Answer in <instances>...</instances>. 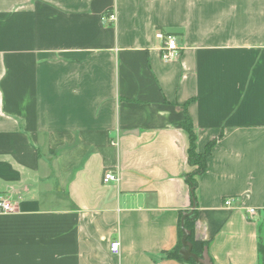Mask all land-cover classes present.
<instances>
[{
    "label": "crops",
    "instance_id": "0c3cea01",
    "mask_svg": "<svg viewBox=\"0 0 264 264\" xmlns=\"http://www.w3.org/2000/svg\"><path fill=\"white\" fill-rule=\"evenodd\" d=\"M186 115L217 141L195 206ZM0 197V264H190L194 212L212 264H259L264 0H0Z\"/></svg>",
    "mask_w": 264,
    "mask_h": 264
},
{
    "label": "trees",
    "instance_id": "16d2710c",
    "mask_svg": "<svg viewBox=\"0 0 264 264\" xmlns=\"http://www.w3.org/2000/svg\"><path fill=\"white\" fill-rule=\"evenodd\" d=\"M181 127L188 133L189 140H190V147L188 150V161L191 167H195L196 170L187 178V182L191 189V197L193 200V206L196 205V188H197V181L195 180L196 177L202 176L208 166V159L212 154L213 148L216 146L217 141L214 140L210 142L204 153H199L197 151V136L194 132L193 122L190 116L186 115L184 121L181 123ZM181 220L183 223L179 227L178 233V244L177 246L170 252L166 254L168 259H174L177 261L183 262V258L180 256V251L182 249V239L184 236V232L182 230V225L184 230L189 233L187 241L192 245L193 253L198 256L202 257L204 253V248L206 246L205 243L198 242L195 240L194 233H195V225H196V214L195 212L190 216L181 215ZM258 254H259V264H264V244L262 240V236L259 235L258 240ZM190 264H198L196 261L191 260L189 261Z\"/></svg>",
    "mask_w": 264,
    "mask_h": 264
},
{
    "label": "built area",
    "instance_id": "2783aa9c",
    "mask_svg": "<svg viewBox=\"0 0 264 264\" xmlns=\"http://www.w3.org/2000/svg\"><path fill=\"white\" fill-rule=\"evenodd\" d=\"M104 21L108 23H114L116 21V17L113 13H109L105 15ZM158 38L161 40V58L165 62H169L178 58L180 49L178 46V39L173 34H165L159 33ZM118 181V175L113 172H108L104 176V182H116ZM233 204L232 199H227L224 202V206L226 208L231 207ZM14 207L11 201L7 198L0 197V213L9 214L14 212ZM259 214V210L256 208H249L246 211L247 219L253 220ZM121 249V245L119 242H114L111 245V252L114 254H119Z\"/></svg>",
    "mask_w": 264,
    "mask_h": 264
},
{
    "label": "water",
    "instance_id": "95a60500",
    "mask_svg": "<svg viewBox=\"0 0 264 264\" xmlns=\"http://www.w3.org/2000/svg\"><path fill=\"white\" fill-rule=\"evenodd\" d=\"M192 215V213L187 214V216ZM182 230L184 232V236L182 239V249L180 251V256L187 262L194 260L198 264H212L208 255V250L205 249L202 257H198L193 253L192 245L187 241L189 233H187L182 225Z\"/></svg>",
    "mask_w": 264,
    "mask_h": 264
}]
</instances>
